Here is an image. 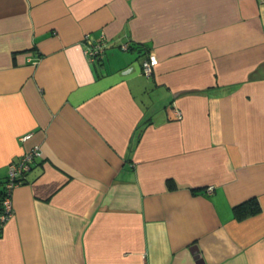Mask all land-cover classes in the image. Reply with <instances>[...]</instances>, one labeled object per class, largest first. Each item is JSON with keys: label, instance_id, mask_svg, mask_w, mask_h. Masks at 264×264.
Instances as JSON below:
<instances>
[{"label": "crops", "instance_id": "1", "mask_svg": "<svg viewBox=\"0 0 264 264\" xmlns=\"http://www.w3.org/2000/svg\"><path fill=\"white\" fill-rule=\"evenodd\" d=\"M33 144L0 264H264V0H0V189Z\"/></svg>", "mask_w": 264, "mask_h": 264}, {"label": "built area", "instance_id": "2", "mask_svg": "<svg viewBox=\"0 0 264 264\" xmlns=\"http://www.w3.org/2000/svg\"><path fill=\"white\" fill-rule=\"evenodd\" d=\"M85 47L84 54L90 61H98L104 57L106 48V37L101 33L97 38H93L89 34L84 36ZM123 49H128L129 41L122 42L120 45ZM156 63V58L148 52L141 61V73L145 77H150L153 72V67ZM174 116L179 118L181 113L178 109H174ZM31 136L30 133L21 136V140H26ZM41 154V148L38 144L31 145L17 159L9 162L6 170V176L0 194V230L5 223L13 217V191L17 186L24 182L25 173L30 170L34 159ZM212 189V186L207 188Z\"/></svg>", "mask_w": 264, "mask_h": 264}, {"label": "trees", "instance_id": "3", "mask_svg": "<svg viewBox=\"0 0 264 264\" xmlns=\"http://www.w3.org/2000/svg\"><path fill=\"white\" fill-rule=\"evenodd\" d=\"M142 129L141 126H139V129L140 130ZM141 131V130H140ZM138 139V137H136V140ZM0 194H1V189H0ZM247 203H250V205L246 206ZM245 206V207H243ZM260 210V206H259V203L256 199H251L243 204H239L237 206L234 207V211L235 213H237V215H239V217H244V216H247V215H250V214H254L256 212H258Z\"/></svg>", "mask_w": 264, "mask_h": 264}]
</instances>
